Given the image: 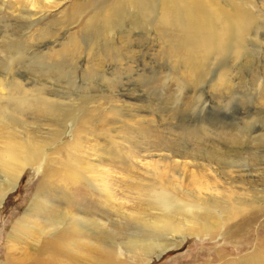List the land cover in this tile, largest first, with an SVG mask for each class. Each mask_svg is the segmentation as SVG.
Wrapping results in <instances>:
<instances>
[{"label":"bare ground","instance_id":"bare-ground-1","mask_svg":"<svg viewBox=\"0 0 264 264\" xmlns=\"http://www.w3.org/2000/svg\"><path fill=\"white\" fill-rule=\"evenodd\" d=\"M102 2L103 5L92 11L80 30V34L91 39L97 53L109 52L112 65L116 66L124 56L113 49L110 39L114 31L126 35L124 43L130 40L133 32L137 33L139 42L146 40L148 32H153V37H159L162 45L165 44L164 55H169L171 61H177L181 68L197 77L196 85L203 82L210 70L218 73L229 56L240 51L242 33L252 23L235 1H230L228 9L221 7L219 0ZM77 14L71 18L75 19ZM72 42L74 46L76 39ZM16 58L12 57L0 74V206L17 188L26 167L41 170V175L27 211L11 231V238L25 245L21 249L31 250L33 254L20 253L9 245L3 264H127L120 260L121 249L138 264H149L154 254L176 249L187 237L195 234L215 239L237 233L245 226L251 234L250 223L264 216V207L258 211L254 206V196H236L235 191L229 193L228 189L236 183L249 185L240 176L236 180L232 178L245 172L247 161L252 159L243 158L235 148L216 152L207 158V166L212 172L226 177L224 184L228 187H223L224 193H220L222 201L207 203L206 199L172 185L170 187L176 195L161 189L153 199L162 216L150 224L135 221L132 230L130 217L125 212L113 215L114 210L123 208V204L116 202V190L110 184L118 180L114 170L124 171L125 167L126 172L141 150L130 139L146 136L147 129L142 120L126 114L123 104H114L107 85L94 84L99 89L95 92H106L109 96L107 105L101 107L96 104L100 94L93 95L94 90L80 92L38 83L27 75L26 70L19 75L22 79L12 78L10 74L17 69ZM47 92L52 96L47 97ZM131 92L129 89L119 93L120 102V98L130 99ZM135 97L136 102L146 100L141 93ZM239 102L234 97L225 102L220 98L213 108L217 115L228 118L240 113L239 107L233 111L230 109L233 103ZM199 106L196 122L200 129L216 127L215 123H203L200 117L205 109H211L210 104L202 101ZM27 114L43 116L44 121L56 129L51 130L45 140L39 139L22 121ZM67 127L71 139L62 142ZM243 130V134L251 136L246 144H251L247 154L255 156L252 160L264 163V120H254ZM215 154L230 160H217ZM188 155L186 151L172 150L165 159H186ZM101 164H104L102 168ZM178 166L174 161L164 168ZM156 178L159 183L162 180L166 183V178L160 175ZM118 182L127 185L126 180ZM256 237L255 243V235L254 239L249 237L239 242L242 250L254 246L252 251L235 259L216 253L214 260L220 264H264V231L262 234L258 232ZM117 238L123 242L113 248ZM213 262L212 259L207 264Z\"/></svg>","mask_w":264,"mask_h":264},{"label":"rangeland","instance_id":"rangeland-1","mask_svg":"<svg viewBox=\"0 0 264 264\" xmlns=\"http://www.w3.org/2000/svg\"><path fill=\"white\" fill-rule=\"evenodd\" d=\"M230 1H235L241 7L247 19H252L251 25L242 33L243 47L229 56L218 73L207 71L203 82L196 85L197 77L181 68L177 61H171L169 55H164L165 44L162 45L159 37H153V32H148L146 40L140 42L137 41V33L133 32L130 40L124 43L126 35L114 31L111 44L124 56L116 66L112 65L109 52L97 53L91 39L80 34V30L92 11L103 5L102 0H0V74L10 59L17 57V69L10 74L12 78L22 79L20 74L26 70L27 75L38 83L45 82L56 88L66 87L80 92L94 90L93 95L100 94L96 104L101 107L107 105L105 103L109 96L106 92H95V89H99L94 84L107 85V90L113 94L111 101H115L116 105L123 104L126 114L142 120L145 125L147 131L144 138L134 136L130 139L141 149L133 159V165L126 172L124 166V171L115 169L114 176L118 180L110 184L116 190V202L123 204V208L114 210L113 215L125 212L133 225L131 229H134L135 221L150 224L162 216L153 199L161 189L176 195L170 187L172 185L206 199L207 203L222 201L220 193H224L223 187H228L224 184L227 180L207 166V158L211 154L236 148L243 158H255L247 154L251 144H246H249L251 136L243 134V129L254 120H264V0H219L218 4L228 9ZM74 13L78 14L72 19ZM129 89L133 96L130 99L120 98V102L119 93L123 94ZM138 93L146 100L136 102ZM51 96L47 92V97ZM230 97L241 101L239 104L233 103L230 109L233 111L239 107L242 112L238 109L239 114L234 113L228 118L217 115L213 104L220 98L225 102ZM202 101L211 106L210 110L207 108L200 113L203 123H215L216 127L200 129L198 126L196 119ZM22 121L41 140L56 129L39 114H27ZM229 122L233 123L229 125ZM69 131L67 127L62 142L70 141ZM172 150L186 151L189 155L186 159H165ZM220 156L214 155L217 160H230ZM252 159L247 161L245 172L232 176L233 180L244 178L249 185L236 183L228 190L229 193L235 191L236 196H254V206L259 211L264 207V163ZM174 161L179 164L178 167L165 169ZM103 165H100L101 168ZM40 175L41 170L26 167L17 188L7 195L0 206V264L5 262L9 245L20 253L33 254L31 250L21 249L25 245L11 238V231L27 211ZM159 175L166 178V183L163 180L159 183L156 178ZM121 179L126 180L127 185L118 182ZM252 189L254 191L250 192ZM263 221L264 216H261L255 223H250L252 235L248 234L245 226L237 233L215 239L204 234L187 237L180 247L154 254L149 264H207L212 259L213 264H220L214 260L216 253L239 258L254 248L251 246L242 250L239 242L249 237L254 239L255 235V243L258 232L262 234L264 231ZM121 242L123 240L117 238L113 248ZM121 250V261L138 264L137 260L128 258L126 251Z\"/></svg>","mask_w":264,"mask_h":264}]
</instances>
